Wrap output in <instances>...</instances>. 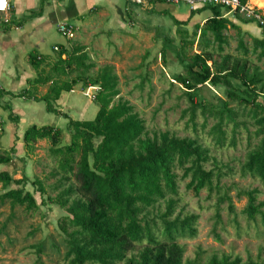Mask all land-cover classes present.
<instances>
[{"label":"trees","instance_id":"trees-1","mask_svg":"<svg viewBox=\"0 0 264 264\" xmlns=\"http://www.w3.org/2000/svg\"><path fill=\"white\" fill-rule=\"evenodd\" d=\"M205 9H210L211 14L203 24H192V32L189 33L186 25L194 14ZM227 11L228 8L221 5L199 3L189 9L186 20L173 17L178 43L164 37L162 60H166L167 53L173 52L182 65L176 80L184 87L189 106L181 116H188L187 124L194 130L198 109L205 120L207 113L216 118L211 133L218 147L225 144L226 130L223 127L226 123H233L234 133L239 126L236 118L240 114L229 106L228 100H236L240 106L249 105L247 116L258 141L247 152L241 169L243 174L256 177L264 184V71L248 63L250 49L241 37L237 41L241 54L224 52L226 32L231 28L237 29L234 22L224 16ZM233 14L237 18L243 17L238 11ZM258 27L261 28V37H251V51L261 60L264 58V26ZM195 45L198 51H194ZM216 56L220 57L219 61ZM88 60L86 49L79 44H73L70 50L60 46L56 50V58L46 63L31 53L28 61L36 76L28 80V87L17 93L0 89V97L11 94L44 101L46 110L67 119L69 138L65 143H62L65 133L48 124L29 125L22 135L23 142L30 149L39 140L45 139L50 144L49 152L55 163L52 176H60L55 183L57 194L48 199L66 211L57 220V226L64 235L63 262L183 264L184 247L178 240L197 236L199 214L182 210L174 212L179 189L176 170L182 171V178L189 177L186 188L195 195L204 188H212L213 178L219 179L221 174L205 168L212 157L198 138L177 136L168 130L150 132L134 105L120 96L119 76L114 65L104 64L90 75L86 71L94 68L95 64ZM73 72L75 75L70 76ZM233 78L243 86L240 91L243 95L234 88ZM207 82L226 87V100L220 106L202 95L201 87H205ZM90 85L97 87L93 101L98 109L92 119H75L57 109L56 101L62 92ZM38 87H46V90L36 96ZM6 108L9 109L8 117L16 119L12 109L8 105ZM233 139L231 146L235 144ZM15 146L13 142L8 150H2L0 164L12 161ZM28 181L26 175L13 178L8 170H0L1 185L6 188L12 184L0 193V207L9 203L11 215L8 217L14 215L16 205L29 210L45 203V187L41 179L29 181L33 191L27 189ZM258 193L256 188L242 192L247 197L243 211L251 220L260 216L264 223V199L258 200ZM221 198L228 199V196L224 194ZM160 201L165 202V208L158 223L148 219L146 211ZM215 215L218 221L219 212ZM42 245H34L37 252L42 251ZM207 264L264 262L251 258L243 261L238 256L231 258L224 254L213 255Z\"/></svg>","mask_w":264,"mask_h":264},{"label":"rangeland","instance_id":"rangeland-1","mask_svg":"<svg viewBox=\"0 0 264 264\" xmlns=\"http://www.w3.org/2000/svg\"><path fill=\"white\" fill-rule=\"evenodd\" d=\"M176 5L178 6L174 8L179 11L188 9V5L184 2ZM140 6L141 35L123 33L115 38L112 35L107 37L106 34L99 37L100 42H87L88 45H99L101 48L97 47L100 57L95 51L86 50L89 55L88 61H93L95 64L94 68L87 70L86 73L95 74L97 68L103 64L114 65L119 76L120 96L134 105V109L145 119L150 132L168 130L177 136L198 138L199 143L209 149L212 158L204 166L206 169H214L221 174L219 179L213 178L212 188H204L195 195L191 189L186 188L189 177L182 178V171L176 170L179 189L178 196H176L178 204L174 212L182 210L184 213L199 214L197 236L178 240L184 247L183 264H207L213 255L224 254L231 258L238 256L243 261L251 258L264 262V223L260 216H257L256 220H251L243 211L247 204V197L242 194L243 191L256 188L259 191L258 200L264 199V184L256 177L243 174L241 169L247 152L258 141L253 134L254 128L251 120L247 116L250 107L249 105L240 106L233 99L228 100L229 106L240 114L236 118L239 126L234 133L233 123H226L223 127L226 130V138L222 147H218L211 133L216 118L207 113L205 120L198 109L195 130L187 124L188 116L182 117L181 114L189 106V102L184 87L176 80V75L182 71V65L173 52L166 54L165 61L162 60L161 55L162 43L166 39L164 37L169 38L174 44L178 43L177 26L169 14L164 11L162 15H158L156 9L151 10L146 6ZM210 13V9H205L200 17L208 16ZM204 18L199 19L200 22ZM196 21H193V24L198 23ZM187 29L189 33L192 32V23L187 25ZM228 33L224 52L241 54L237 48L238 37H241L250 49L247 55L248 63L264 71V58L258 60L256 54L251 51L252 36L245 33L240 35L233 29H230ZM81 39L82 37L79 36L72 42H79ZM84 40L88 41L87 38ZM194 51H198L197 45L194 46ZM216 59L219 61L220 57L216 56ZM45 69L48 67L46 66ZM75 73H71L70 76ZM231 81L237 93L243 95L240 93L243 88L240 82L234 78ZM42 88L46 89V87ZM85 88L77 86L75 90L85 99L93 100L90 94L84 92ZM226 92V87L213 86L209 82L205 87H201L202 95L218 106L226 100ZM42 93L43 90L36 91L35 95L39 96ZM2 97H0V106L4 107L7 113H2L0 110L1 117L7 119L9 109L6 108L7 102L3 104L1 101ZM23 98L33 100L26 96ZM94 115L95 113H90L84 119H92ZM52 117V119L44 117L45 120L42 122L45 124L55 122L56 117ZM1 124L0 120V134ZM62 131L65 133L62 143H65L69 138L66 125ZM232 139L235 142L233 146L230 144ZM17 145L12 161L0 164V170L2 167L8 170L13 178L26 175L30 182L36 178L41 179L45 187L43 195L45 203L36 209L29 210L24 206L16 205L13 210L14 215L11 217H8L11 215L9 203L0 207V264H64V235L57 226V220L63 214L65 215L66 211L48 199V197L54 198L57 194L58 189L55 183L60 176H52L55 163L49 152L50 144L43 139L34 143L31 149L25 143ZM8 148L6 143L1 144L0 153ZM29 181L26 187L29 191H33V186ZM11 186L12 184L4 188L0 183V193ZM224 194L228 196V199L222 200L221 197ZM35 195L39 200L38 194L35 193ZM164 208L165 202H158L153 208L147 209V218L160 223L159 215L164 212ZM217 211L220 214L218 221L215 215ZM37 243L43 244L41 252L35 249L34 245Z\"/></svg>","mask_w":264,"mask_h":264},{"label":"crops","instance_id":"crops-1","mask_svg":"<svg viewBox=\"0 0 264 264\" xmlns=\"http://www.w3.org/2000/svg\"><path fill=\"white\" fill-rule=\"evenodd\" d=\"M8 1V9L0 12V89L11 93H17L27 88L28 80L36 76L35 69L28 61V55L31 53L36 54L46 63L55 59V45L70 50L74 43L82 45L86 50L95 51L96 55L99 56L97 47L100 46L88 45L87 42H100L98 41L100 40L99 37L106 34L107 37L112 35L115 38L123 33L140 36V5L151 10L156 9L158 15H162L161 13L164 11L171 18L174 17L177 20H186L189 15V7L186 11H179L174 8L178 6L176 4L156 1L142 4L133 3L131 0ZM201 13L202 11L194 14L192 16L193 21L200 22L199 19L209 16L200 17ZM224 16L234 22L237 29L233 28V30L238 34L245 33L252 37H261V28L254 21L246 22L245 18H237L233 13L228 12ZM23 18L25 20L21 21ZM192 18L188 25L193 24ZM205 18L200 24H203ZM61 22L74 26L75 38L73 39H77L79 36L82 39L79 42H72L73 39L63 37L57 30V26ZM228 32H230V29L226 32L227 35ZM85 38L88 41H85ZM125 40L127 41V39ZM139 40L141 41V39ZM94 87L96 86H88L84 92L92 93L95 90ZM41 90L44 93L46 89L38 87L37 91ZM1 101L3 104L7 102V105L17 117L16 119L9 117L2 119L1 112L6 111L3 109L4 107L0 106V120L2 123L0 145L6 143L9 148L13 146V142L16 146H18L17 144L22 145L24 143L22 140L24 130L32 124H45L42 122L45 118L52 119V116H55V122L48 125L59 127L61 130L67 124L66 118L46 110L44 101H29L11 94H4ZM56 105L58 110L75 119H84L90 113L96 114V109H98L97 104L92 99H85L76 92L75 88L62 92L56 101ZM2 169L4 168L2 167Z\"/></svg>","mask_w":264,"mask_h":264},{"label":"built area","instance_id":"built-area-1","mask_svg":"<svg viewBox=\"0 0 264 264\" xmlns=\"http://www.w3.org/2000/svg\"><path fill=\"white\" fill-rule=\"evenodd\" d=\"M133 3L142 4L149 1L163 2L169 4H179L181 2L186 3L188 7L194 8L197 4L208 3L211 5H221L225 8H228V13H234L238 11L243 18L251 19L260 26H264V0H131ZM9 7V1L4 0V7L0 8V12H4ZM58 32L65 37L66 39H72L75 37V28L73 25L66 22H61L57 26ZM60 47L58 45L54 46V50H58ZM93 88V87H92ZM95 90L92 93H88L94 98L95 91L97 87H94Z\"/></svg>","mask_w":264,"mask_h":264},{"label":"clouds","instance_id":"clouds-1","mask_svg":"<svg viewBox=\"0 0 264 264\" xmlns=\"http://www.w3.org/2000/svg\"><path fill=\"white\" fill-rule=\"evenodd\" d=\"M4 7V0H0V8Z\"/></svg>","mask_w":264,"mask_h":264}]
</instances>
